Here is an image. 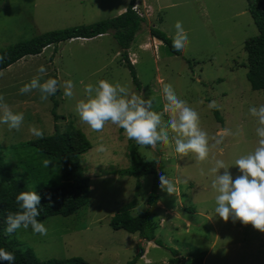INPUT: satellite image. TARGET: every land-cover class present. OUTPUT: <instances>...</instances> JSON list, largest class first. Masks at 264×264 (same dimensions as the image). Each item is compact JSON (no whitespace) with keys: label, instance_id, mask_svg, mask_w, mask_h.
Wrapping results in <instances>:
<instances>
[{"label":"rangeland","instance_id":"374dc122","mask_svg":"<svg viewBox=\"0 0 264 264\" xmlns=\"http://www.w3.org/2000/svg\"><path fill=\"white\" fill-rule=\"evenodd\" d=\"M157 3L161 10L156 9L154 14L152 10L144 14L138 8L145 22L129 48V60L140 82L139 90L133 85L111 35L71 40L56 49L50 46L40 56L25 57L0 71V95L14 112H23L25 117L20 132H10L6 125L0 124V141L6 158L11 159L13 146L36 139L28 131V126L33 124L43 131V136L53 135L57 125L59 132H83L90 142V149L82 154L79 165L82 176L92 186L88 204L73 216H54L43 221L47 235L35 234L31 228L17 230L14 235L19 243L13 242L15 248H30L41 261L80 257L88 264H125L140 251L144 254L142 242L146 241L140 242L137 234L112 230L109 221L122 206L135 200L132 214L151 212L158 224L156 237L166 246H147L146 258L151 259L147 258L150 264H171L168 248L179 251V260L183 263L204 254L203 264H264V233L231 217L224 221L216 214V193L211 188L215 177L209 173L213 166L211 157L215 156L230 166L235 179L240 174L234 166L235 160L257 146L258 124L249 108L264 105V91L252 90L246 79L243 44L257 34L247 2L157 0ZM125 4L126 0H0V49L47 32L111 19L117 16L119 8L127 7L128 3ZM177 21L182 23L188 37V44L179 56L170 53L164 44L157 49L154 45L138 49L144 40L146 44L149 40L153 43L151 27L173 40ZM41 65L47 70L41 82L55 77L61 83L72 80L76 86L71 99L63 95L62 88L57 92L55 113L61 119L56 122L51 114V97L41 102L38 91L19 93L24 84L38 75ZM100 80L119 83L130 92L143 93L144 98L153 99V110L161 113L165 121L170 114L165 110L163 87L171 84L177 96L199 114L200 126L208 133L210 144L215 142L214 138H219L222 129H230L234 135L223 138L222 155L214 149L208 161L199 162L192 154L184 157L176 153L175 134L171 132L169 144H158L154 155L127 139L116 125L109 123L102 132H93L80 121L75 105L86 98L85 86L95 85ZM213 100L219 105L217 111L222 123L209 108ZM100 145L106 148L105 152L97 151ZM131 145L145 160H160L163 174L176 186L175 193L169 195L161 190L158 182L159 200L155 206L147 204L152 177L141 178L137 189L138 180L123 174L133 166L129 156ZM17 152L24 155L23 150ZM27 153L33 160L38 156L34 162L36 168L57 172L52 161L49 167L43 165L49 158L31 150ZM201 169L205 175H201ZM24 180L31 182L29 177ZM163 206L171 214H165ZM143 263L141 258L138 264Z\"/></svg>","mask_w":264,"mask_h":264},{"label":"trees","instance_id":"16d2710c","mask_svg":"<svg viewBox=\"0 0 264 264\" xmlns=\"http://www.w3.org/2000/svg\"><path fill=\"white\" fill-rule=\"evenodd\" d=\"M136 0H129L125 11L111 19L102 20L89 25L75 26L63 30L51 31L33 37L28 41L18 42L5 49H0V56L4 60L0 62V71L6 70L16 64L21 59L30 56H40L44 49L53 46L54 49L59 44L71 40H92L95 38L111 35L121 51V57L125 67L129 70L133 85L140 89V82L137 79L134 65L130 62L128 49L130 48L135 34L140 30L144 21L136 12L133 5ZM247 10L257 29V34L244 41L243 50L246 55L247 68L246 79L254 91H264V0H246ZM150 36L161 41L175 56H179L172 47L173 40L164 32L155 27H151ZM244 65V64H243ZM55 79V77H53ZM221 82V80H218ZM58 94V93H57ZM56 95L52 96L51 114L54 122L61 119L55 110L58 107ZM214 117L222 123L217 109H212ZM123 131V129H121ZM90 149V142L85 134L79 130H67L59 132L55 125V132L51 136H43L42 139H34L12 147L11 159L6 158L0 141V248H3L15 255L14 264H88L80 257H73L65 260L50 259L41 261L36 258L30 248L24 250L15 248L13 242L17 243L14 233L9 235L5 232L6 216L10 212L18 211L16 196L20 192L35 191L41 199L40 216L38 220L43 222L50 217L61 216L70 217L75 215L81 208L89 202L91 185L89 180L82 176L80 172L81 156ZM23 150L24 155L20 156L17 151ZM28 150L37 155L49 158L57 172L49 168L40 169L34 166L33 157L27 153ZM135 146L131 145L129 156L133 163L130 170L123 174L138 180L136 188L140 187L139 180L145 176L152 177V192L147 199L149 206H155L159 200L156 194L160 176L163 174V164L158 159L147 161L137 153ZM44 165V164H43ZM31 178L33 186H30L24 179ZM51 196V205L48 196ZM136 206V201L122 206L109 221V227L114 231H125L129 234H137L146 242H153L158 247L164 244L155 238V231L158 224L152 219V213L148 210L140 215H133L132 210ZM166 246L164 245V248ZM172 258L171 264H201L204 254L196 255V259H186L183 263L179 260L178 251L168 248ZM141 257V253L135 255L132 260L125 264H135ZM193 262V263H191ZM0 264H7L0 261Z\"/></svg>","mask_w":264,"mask_h":264},{"label":"clouds","instance_id":"9594fccd","mask_svg":"<svg viewBox=\"0 0 264 264\" xmlns=\"http://www.w3.org/2000/svg\"><path fill=\"white\" fill-rule=\"evenodd\" d=\"M174 27L176 33L172 47L180 52L186 48L188 37L181 22L177 21ZM4 58L0 56V62ZM46 71L41 65L37 69L38 75L24 84L19 93L24 95L35 90L39 92L41 102H47L62 88L65 97L73 98L76 87L73 81L66 80L61 83L57 79L48 78L41 82ZM84 93L86 98L75 105L76 113L83 124L93 132H102L109 123L116 125L123 129L127 139L145 147L152 155L158 151V144H169L171 132L175 134L176 153L184 157L192 154L197 161L205 162L210 159L214 149L222 155L224 150L220 145L223 138L234 135L230 129H222L218 133L219 138H214L215 142L210 144L208 133L200 126L199 114L177 96L171 84L163 87L165 110L170 114L167 121L162 118L161 113L153 110V99L144 98L143 93L130 92L119 83L113 84L107 80H100L95 85L89 83L85 86ZM209 108L218 109L219 105L213 100ZM249 113L256 118L258 140L252 152L235 160L234 166L240 174L233 179L230 166L215 156L211 157L213 166L209 173L215 177L211 188L216 193V214L224 221L231 217L233 221L251 225L258 232L264 233V105L250 107ZM24 122V113L14 112L5 97L0 95V124L6 125L10 132H20ZM28 131L36 139L43 138V131L34 124L28 126ZM97 151L105 152L106 148L100 145ZM50 163V160H45L44 166L49 167ZM220 170H223L222 174ZM201 175H205L203 169ZM159 183L162 191L169 195L175 193L176 186L166 175L160 176ZM41 199L33 190L20 192L15 198L18 211L7 214L5 232L11 235L21 228H31L35 234L47 235V228L38 220ZM48 200L51 205L50 194ZM0 261L14 264L15 255L0 248Z\"/></svg>","mask_w":264,"mask_h":264},{"label":"crops","instance_id":"0c3cea01","mask_svg":"<svg viewBox=\"0 0 264 264\" xmlns=\"http://www.w3.org/2000/svg\"><path fill=\"white\" fill-rule=\"evenodd\" d=\"M136 2V4H137V6H138V8H139V10L140 11H142L144 14H145V11H149V10H152L153 11V14L155 13V11H156V9L159 11V10H161V7H158V3H157V0H136L135 1ZM127 3H129V0H126V4L125 5H127ZM125 9H126V7H122V8H119V10H118V12H117V16L118 15H120V14H122L124 11H125ZM142 17H144V15L142 16ZM152 39V41H153V43L151 44V41L149 40V44H146L147 42H146V40H144L145 42H143L142 44H140V47L138 48V49H146L145 47L148 45V46H152V45H154V47L157 49V46H159V48L160 47H162V45H163V43L161 42V41H159V40H157V39H155V38H151ZM160 44V45H159ZM151 49V48H150ZM128 54H129V52H130V49H128ZM136 58H137V56H136ZM164 208V209H163ZM161 209H163L165 212V214H171V212H170V210H167V208H165V206H163ZM174 216H175V214H174ZM161 221L163 222V219H161ZM158 229V228H157ZM157 229H156V231H157ZM156 231H155V238L157 239V240H159L157 237H156ZM140 242H142V240H140ZM154 243L153 242H146L145 244H143V242H142V245H145V250H144V254H142L141 253V251H140V253H141V257L136 261V263L135 264H138V261H140L141 260V258H142V262H144L143 264H150V262L149 261H147L148 259L151 261V259L150 258H146V253H147V246H156L155 244L153 245ZM158 247V246H157ZM152 248V247H151ZM178 253H179V251H178ZM180 256V254L178 255V257ZM206 256V255H205ZM205 256H204V258H205ZM204 258H203V260H201V263L203 264V261H204ZM145 262H147V263H145Z\"/></svg>","mask_w":264,"mask_h":264},{"label":"built area","instance_id":"2783aa9c","mask_svg":"<svg viewBox=\"0 0 264 264\" xmlns=\"http://www.w3.org/2000/svg\"><path fill=\"white\" fill-rule=\"evenodd\" d=\"M132 9H133V11H134V12H136V13L139 15V13H138V11H139V10H138V6H137V4H136V3H134V5H133V8H132Z\"/></svg>","mask_w":264,"mask_h":264},{"label":"bare ground","instance_id":"6f19581e","mask_svg":"<svg viewBox=\"0 0 264 264\" xmlns=\"http://www.w3.org/2000/svg\"><path fill=\"white\" fill-rule=\"evenodd\" d=\"M77 40H79V39H77ZM135 64H136V62H134Z\"/></svg>","mask_w":264,"mask_h":264}]
</instances>
